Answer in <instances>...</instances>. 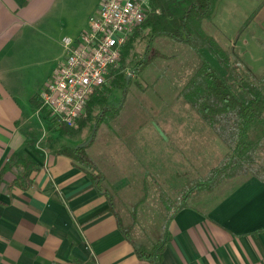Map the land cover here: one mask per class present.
I'll list each match as a JSON object with an SVG mask.
<instances>
[{"label":"crops","instance_id":"crops-1","mask_svg":"<svg viewBox=\"0 0 264 264\" xmlns=\"http://www.w3.org/2000/svg\"><path fill=\"white\" fill-rule=\"evenodd\" d=\"M99 1L0 0V171L9 166L0 182V264H156L140 256L126 237L118 213L124 216L115 201L111 202L83 165L61 152L77 146L78 131L91 126L86 123L76 133H69L66 124H59L35 104L64 54L62 38L76 37L87 29ZM256 13V27L264 35V4ZM158 37L170 36L154 39ZM233 39L230 44L238 48L239 41ZM244 49L240 48L242 54ZM250 67L264 74V64L260 69ZM179 96L191 106L180 91ZM123 100L118 111H110L100 123L99 146L102 143L105 153L115 145L129 152L139 143L144 146L136 149L151 153L162 149L156 112L145 113V126L139 128H135L136 115L142 114L132 112V129L123 128L121 121L129 116H122ZM17 154L27 161L28 177L23 164L9 165ZM115 157L111 159L116 161ZM92 161L101 170L104 184L112 182L115 191L127 183V175L119 173L116 179L107 162ZM152 164L157 165L156 159ZM190 199L168 225L163 221L155 229V237L132 239L149 245L166 229L159 264H264V180L255 175L234 176L221 180L212 190L194 191Z\"/></svg>","mask_w":264,"mask_h":264},{"label":"rangeland","instance_id":"rangeland-1","mask_svg":"<svg viewBox=\"0 0 264 264\" xmlns=\"http://www.w3.org/2000/svg\"><path fill=\"white\" fill-rule=\"evenodd\" d=\"M215 3L213 24L207 25L209 31L216 34L223 42L221 45L227 49L234 46L229 39H237L239 47L236 49L244 63L260 69L264 64L259 51L262 48L264 50V35L256 27L255 15L264 0H215L213 5ZM145 29L132 42L129 52L114 68L115 73L107 77L99 91L106 95L107 102L112 106L120 105L125 99L121 113L122 116H129L121 121L123 128L131 126L132 129V112L142 114V117L136 115L138 125L135 128L145 126V113L156 112L155 121L161 132L158 146L166 144V147L162 146V149L151 153L143 148L142 151L136 149L139 145L144 146L139 143L137 146L131 144L133 150L124 152L115 145L110 148L113 151L105 153L102 143L99 146L98 141L102 123L96 140L94 138V143L87 145L85 151L86 156L99 165L105 162L111 165L115 178L119 173L127 175V183L120 191L114 190L112 182L105 185L112 187L116 193V206L121 209L125 222H129L126 224H133L131 234L136 240L155 237L158 233L155 229L164 221L170 204L177 201L180 189L186 187L198 173H207L227 152V146L217 142V136L208 130L193 108L179 96V91L198 66L199 59L195 51L188 43L170 37L154 39V36L151 39V31ZM243 46L247 54L240 52ZM205 55L221 72H227V64L221 63L209 51ZM118 74L123 78L128 76L125 92L121 86H111ZM99 113L97 107L93 109L88 122L91 127L86 126L78 131L74 139L79 140L76 145L86 141ZM114 156H118L115 157L116 161L111 159ZM154 159L156 166L150 165Z\"/></svg>","mask_w":264,"mask_h":264},{"label":"trees","instance_id":"trees-1","mask_svg":"<svg viewBox=\"0 0 264 264\" xmlns=\"http://www.w3.org/2000/svg\"><path fill=\"white\" fill-rule=\"evenodd\" d=\"M213 1L215 0H148L151 11L135 28L122 51L121 60L129 52L132 42L139 36L141 30L146 27H150V38L168 35L175 40L188 43L198 56L199 63L180 91L181 95L227 146V152L222 159L205 175L192 180L177 201L173 205L170 204L164 219V224L167 225L179 209L189 205L194 191L212 190L221 180L237 175H255L264 180V74L254 72L250 65L244 63L236 47L224 48L209 31L207 25L213 24L216 7ZM206 51L229 66L226 73L221 72L212 63L205 55ZM115 69L113 68L108 76L115 73ZM119 77L122 75L118 74L114 77L111 86H121L125 92L128 85L127 76ZM35 104L42 111L48 112L46 107L42 106L39 97L35 98ZM96 107L100 113L93 123L89 134L92 138L89 142L84 146L64 148L61 152L83 165L96 185L104 190L114 203L116 193L112 187L104 184L101 170L91 158L86 156L85 151L87 145L93 141L99 124L107 119V113L116 112L119 107L111 106L107 102L106 95L97 90L87 105L88 116L80 120L79 128L66 126L69 133H76L90 121L93 109ZM10 164H23L25 172L28 170L27 161L20 154L13 156ZM8 167L7 164L0 171V182L4 169ZM27 174L29 175L26 172L25 177H28ZM118 215L121 229L126 237L131 239L138 254L153 259L159 264L166 229L156 240L150 241L149 245L138 244L132 239L133 225L126 224L128 222H125L119 213Z\"/></svg>","mask_w":264,"mask_h":264},{"label":"built area","instance_id":"built-area-1","mask_svg":"<svg viewBox=\"0 0 264 264\" xmlns=\"http://www.w3.org/2000/svg\"><path fill=\"white\" fill-rule=\"evenodd\" d=\"M150 11L148 0H100L88 28L62 38L64 54L38 95L56 122L79 128L91 96L119 65L125 43Z\"/></svg>","mask_w":264,"mask_h":264},{"label":"water","instance_id":"water-1","mask_svg":"<svg viewBox=\"0 0 264 264\" xmlns=\"http://www.w3.org/2000/svg\"><path fill=\"white\" fill-rule=\"evenodd\" d=\"M128 77V76H127ZM92 138V136H90L89 138H88V140H86L85 142H83V143H81V144H79V145H77V146H84V145H86V143H88L89 142V140Z\"/></svg>","mask_w":264,"mask_h":264}]
</instances>
